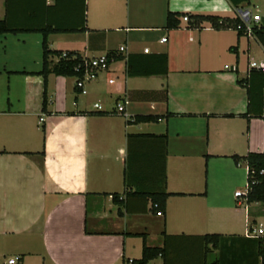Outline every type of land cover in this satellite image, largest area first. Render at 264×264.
<instances>
[{"label":"crops","instance_id":"0c3cea01","mask_svg":"<svg viewBox=\"0 0 264 264\" xmlns=\"http://www.w3.org/2000/svg\"><path fill=\"white\" fill-rule=\"evenodd\" d=\"M69 1L53 17L61 27L81 20L80 0ZM233 1L85 0V32L46 36L50 64L112 54L84 94L73 77L43 82L39 33L0 34V264H129L143 246L163 251L147 264H264L245 237L264 224V205L233 197L246 169L232 161L263 150L264 77L248 78L246 66L264 63V50L232 29L180 20L232 21L248 6L264 24V0ZM39 2L7 0L9 21L48 24ZM167 13L175 29L164 28ZM155 192L167 194L162 211L144 198Z\"/></svg>","mask_w":264,"mask_h":264},{"label":"trees","instance_id":"16d2710c","mask_svg":"<svg viewBox=\"0 0 264 264\" xmlns=\"http://www.w3.org/2000/svg\"><path fill=\"white\" fill-rule=\"evenodd\" d=\"M233 2V5L236 6L238 3ZM242 1V0H241ZM46 0H40L39 6L46 12H49L52 16V21L48 24L40 27H17L14 24H12L9 21L8 18V3L7 0L4 2V8H5V15L2 20H0V34H6L11 33L15 34L17 32H35L39 33L42 37L41 41V51H42V68L41 71L38 73L43 79V82L45 81V78L49 74H53L54 76H61V77H72V66L74 63L80 59L79 56L72 54V53H65L67 57H74L75 60H58L54 64H50L47 61L48 56L54 54L53 52L48 51L46 46V36L48 34H56V33H73V32H85V18H84V12H85V0H80L81 2V20L80 23H78L76 26L73 27H61L58 25L57 22L53 19L54 15H58L60 11L66 7L70 6L69 0H51L50 5L45 4ZM187 19H190V24L192 26H197L200 22H206L210 25L212 29L219 30V29H232L234 25L236 24V19L232 21H228L226 19H222L219 17H212V16H191L187 17ZM177 27V21L176 17L171 14L167 13L165 16V22H164V28L167 30L175 29ZM264 24L260 23V29L258 31L254 32V36L257 39L258 43L264 50ZM59 56V54H58ZM107 59H111L112 54L105 55ZM163 64L165 66V56H160ZM258 74L259 71H256ZM254 72H250L248 75V78H251L252 75H255ZM261 77H264V73L259 74ZM249 80V79H248ZM243 81L245 82L246 86V95L248 98V107L249 102L251 99V95L255 94L251 92V88L249 86L250 81ZM241 84V82H239ZM262 83L259 85L258 93L261 95V98L264 101V93H262V89L264 87ZM45 105V94L43 93L42 96V107ZM247 107V108H248ZM250 112L249 108L247 109V113ZM258 118H260L263 122L264 126V111L263 113L256 115ZM158 120V117L156 116H136L131 119L132 122L135 123H154ZM163 137V136H162ZM164 138V137H163ZM232 161L234 164H238V162L243 163L244 168L246 169V185H245V194L243 198L245 199L246 203H259L264 205V131H263V150L261 153H248L244 157L238 158V157H232ZM167 197V194L163 192H155L150 193L144 196L145 199H149L152 206L154 207V211H162L164 208V202ZM112 199L115 200V195L112 196ZM205 242L212 243V247H215L216 245V239L217 236L210 235L204 237ZM258 243V254L261 257V259L264 258V237H260L255 239ZM162 250L157 248H146L142 247L141 251V257L138 260H132L129 264H147L148 261L161 257L162 256Z\"/></svg>","mask_w":264,"mask_h":264},{"label":"built area","instance_id":"2783aa9c","mask_svg":"<svg viewBox=\"0 0 264 264\" xmlns=\"http://www.w3.org/2000/svg\"><path fill=\"white\" fill-rule=\"evenodd\" d=\"M235 19H236V24L234 25L232 30L238 35L248 40L254 39L255 38L254 32L260 29V17L257 14L256 10L248 6L238 8L235 10ZM180 20L183 23L188 22L186 16L181 17ZM164 41H165L164 38L160 39V42H164ZM122 51L123 48L119 47L118 52H122ZM144 52H147V50H144ZM58 60L73 61L75 60V58L74 57L69 58L65 55V53H62L57 57V61ZM109 61L110 59H107L105 55H100L89 59L80 58L79 60H77L72 66V73H73L72 77L74 79L75 89L78 90L79 93L84 94L85 83L94 80L100 72L106 70ZM246 68L248 72L252 70H256L264 73V63L261 62H254L250 60L247 62ZM108 83H111V81H108ZM93 106L95 109H99L97 105H93ZM116 110L117 112H121L122 108L116 105ZM244 194L245 192L241 193L237 191L233 194V197L240 198L243 197ZM157 215L160 216V213H157ZM245 237L252 239L264 237V224L259 225L258 227L252 229L251 231L246 230ZM2 264H18V258L6 257L3 259Z\"/></svg>","mask_w":264,"mask_h":264}]
</instances>
